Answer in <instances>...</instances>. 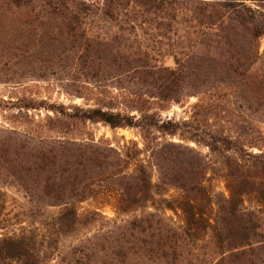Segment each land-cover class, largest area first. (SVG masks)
<instances>
[{"label":"trees","instance_id":"1","mask_svg":"<svg viewBox=\"0 0 264 264\" xmlns=\"http://www.w3.org/2000/svg\"><path fill=\"white\" fill-rule=\"evenodd\" d=\"M262 37L264 0H0L3 80L81 83L97 92L96 106L58 111L60 122L135 128L143 143L118 149L0 129V173L30 208H59L40 234L0 235V264H180L186 246L204 264L199 243L210 248L208 264H264V220L243 207L245 196L264 205ZM191 97L190 122L153 112ZM214 165L223 191L208 182ZM170 190L177 196L167 199ZM88 199L130 216L60 249Z\"/></svg>","mask_w":264,"mask_h":264},{"label":"rangeland","instance_id":"2","mask_svg":"<svg viewBox=\"0 0 264 264\" xmlns=\"http://www.w3.org/2000/svg\"><path fill=\"white\" fill-rule=\"evenodd\" d=\"M259 43L260 51H263L264 37L260 39ZM163 64L167 67L174 66L171 57H166L163 60ZM84 87L81 83H59L52 78L46 80L24 79L19 82H5L2 75H0V129L9 130L17 134H31L42 138L52 137L78 142L93 140L94 142L107 144L118 149H123L124 146H128L131 149V145L136 144L139 149H143L138 129H111L100 122L88 121H67L69 123L65 125L57 119L60 115L57 113L58 111L81 116L85 110L96 106L97 92L92 91L90 94ZM109 92L105 95L106 97L112 96L115 99L118 95L116 90H109ZM105 96L102 95L101 98L104 99L106 98ZM118 101L115 104L118 110L130 113L131 115H137L135 112L124 111ZM195 101L196 98L191 97L183 100L180 104L166 105L161 110H158L156 105L152 106V108L153 112L158 113L162 119L187 120L190 122L191 105ZM157 136L161 142L165 140L180 142L178 137L170 138L161 134H157ZM189 145L194 146L192 143ZM195 149L202 155H208V150L204 147L195 146ZM253 151L257 152L256 149ZM3 153L0 149V167L3 162ZM217 168L215 166L213 171L207 175L208 182L214 192L224 190L223 183L217 179ZM0 170L2 171V167ZM163 196L167 199H172L177 194L176 191L170 190ZM243 201V207L246 209H259L260 216L264 220V205L257 203L253 196H245ZM76 208L80 221L73 231H68L67 235L58 239L60 249L98 230L104 220L123 219L130 216H115L110 206L90 199L77 204ZM93 210L101 213L102 218L88 216V213ZM58 211L59 208L56 206L44 208L43 212L30 208L25 202L24 192L19 185L6 172L0 173V235L19 232L22 228L30 229L31 232L34 231L40 234L46 228L43 226L46 217L56 216ZM164 213L175 222H178V218L173 212L168 210ZM46 232L48 233V231ZM50 233H53V230H50ZM45 242L55 244L56 240L55 237H50ZM199 246L201 247L196 248V252L199 254L198 259L204 261V264H208L211 257V253H209L210 248L208 249L203 246V243H199ZM185 248L183 256L180 259V264H195V257L186 255Z\"/></svg>","mask_w":264,"mask_h":264}]
</instances>
